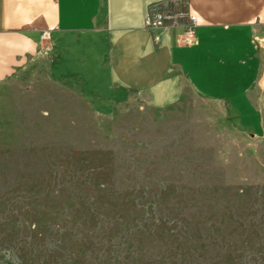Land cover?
Returning <instances> with one entry per match:
<instances>
[{
    "label": "rangeland",
    "instance_id": "1",
    "mask_svg": "<svg viewBox=\"0 0 264 264\" xmlns=\"http://www.w3.org/2000/svg\"><path fill=\"white\" fill-rule=\"evenodd\" d=\"M0 89V264H264V139L186 91L95 113Z\"/></svg>",
    "mask_w": 264,
    "mask_h": 264
},
{
    "label": "crops",
    "instance_id": "2",
    "mask_svg": "<svg viewBox=\"0 0 264 264\" xmlns=\"http://www.w3.org/2000/svg\"><path fill=\"white\" fill-rule=\"evenodd\" d=\"M190 16L195 39L182 45ZM44 75L102 116L166 109L189 91L221 105L228 129L264 139V0H0V89Z\"/></svg>",
    "mask_w": 264,
    "mask_h": 264
},
{
    "label": "built area",
    "instance_id": "3",
    "mask_svg": "<svg viewBox=\"0 0 264 264\" xmlns=\"http://www.w3.org/2000/svg\"><path fill=\"white\" fill-rule=\"evenodd\" d=\"M146 27L152 32L154 41H158L160 37V31L163 29V17L156 15L151 19H147ZM197 28V22L195 16H190L189 21L183 34L180 36V43L182 45H190L195 39V33ZM42 39H46V34L43 33Z\"/></svg>",
    "mask_w": 264,
    "mask_h": 264
}]
</instances>
